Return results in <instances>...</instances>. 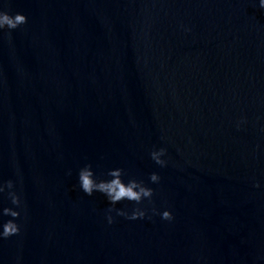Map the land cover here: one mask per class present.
<instances>
[{
    "label": "water",
    "instance_id": "water-1",
    "mask_svg": "<svg viewBox=\"0 0 264 264\" xmlns=\"http://www.w3.org/2000/svg\"><path fill=\"white\" fill-rule=\"evenodd\" d=\"M0 10L27 17L0 31V182L22 201L0 264H264L259 0H0ZM159 148L164 167L149 155ZM85 164L153 189L151 201L115 205L145 218L113 211L109 224L106 198L78 186Z\"/></svg>",
    "mask_w": 264,
    "mask_h": 264
},
{
    "label": "clouds",
    "instance_id": "clouds-1",
    "mask_svg": "<svg viewBox=\"0 0 264 264\" xmlns=\"http://www.w3.org/2000/svg\"><path fill=\"white\" fill-rule=\"evenodd\" d=\"M259 8L264 9V0H259ZM27 23V17L21 13L9 14L7 11L0 10V31L7 29L9 32L20 28ZM243 123V121H241ZM239 127V124L237 125ZM150 158L160 167H164L167 164L165 159H162L166 155L165 148L154 149L150 153ZM70 174V173H69ZM109 179H98L92 170L90 164H85L79 169L77 174V181L79 188L88 196L98 192L102 194L108 201L110 207L106 215L107 222L113 223V217L111 212L115 211L117 216H124L129 220L143 219L146 212L141 207H134L131 213L118 209L115 207L121 201H129L134 205H140L142 201L149 200L153 196V189L147 187L143 181L130 178L127 182L124 181V170L121 168L110 169L106 174ZM160 177L156 173H152L149 176V180L152 183H158ZM14 183L12 180L6 182H0V194H4L7 189V198L10 201L12 207L0 208V217H10L6 221L0 222V239H7L11 236L18 235L20 232V225L16 222L20 216L22 201L20 196L13 191ZM155 213V209H153ZM163 220L171 221L173 216L168 210H164L160 213Z\"/></svg>",
    "mask_w": 264,
    "mask_h": 264
}]
</instances>
